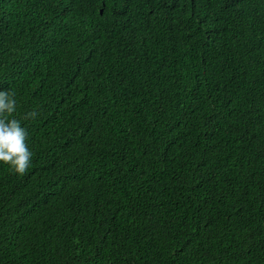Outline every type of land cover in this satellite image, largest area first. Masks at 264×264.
Wrapping results in <instances>:
<instances>
[{"label": "trees", "instance_id": "1", "mask_svg": "<svg viewBox=\"0 0 264 264\" xmlns=\"http://www.w3.org/2000/svg\"><path fill=\"white\" fill-rule=\"evenodd\" d=\"M0 90V264H264V0H0Z\"/></svg>", "mask_w": 264, "mask_h": 264}, {"label": "clouds", "instance_id": "2", "mask_svg": "<svg viewBox=\"0 0 264 264\" xmlns=\"http://www.w3.org/2000/svg\"><path fill=\"white\" fill-rule=\"evenodd\" d=\"M17 110L15 93L0 90V162H4L11 173L24 175L32 166L33 152L28 147L27 130L15 118H9ZM38 111H30L23 119H35Z\"/></svg>", "mask_w": 264, "mask_h": 264}]
</instances>
